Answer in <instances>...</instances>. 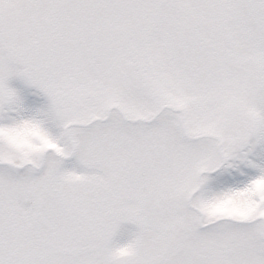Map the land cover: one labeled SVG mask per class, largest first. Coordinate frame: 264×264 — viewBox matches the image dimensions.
Listing matches in <instances>:
<instances>
[{
	"label": "snow or ice",
	"instance_id": "snow-or-ice-1",
	"mask_svg": "<svg viewBox=\"0 0 264 264\" xmlns=\"http://www.w3.org/2000/svg\"><path fill=\"white\" fill-rule=\"evenodd\" d=\"M0 264H264V0H0Z\"/></svg>",
	"mask_w": 264,
	"mask_h": 264
}]
</instances>
